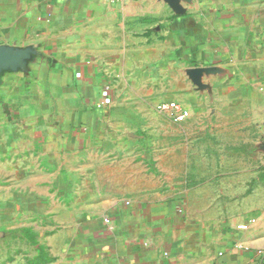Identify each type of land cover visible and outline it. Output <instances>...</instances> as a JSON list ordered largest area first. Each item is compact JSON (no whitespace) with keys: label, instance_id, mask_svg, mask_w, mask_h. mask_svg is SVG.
<instances>
[{"label":"crops","instance_id":"obj_1","mask_svg":"<svg viewBox=\"0 0 264 264\" xmlns=\"http://www.w3.org/2000/svg\"><path fill=\"white\" fill-rule=\"evenodd\" d=\"M0 264H264V0H0Z\"/></svg>","mask_w":264,"mask_h":264},{"label":"built area","instance_id":"obj_2","mask_svg":"<svg viewBox=\"0 0 264 264\" xmlns=\"http://www.w3.org/2000/svg\"><path fill=\"white\" fill-rule=\"evenodd\" d=\"M104 1L108 4H112L115 2H122L127 0H104ZM102 96L104 97V103H108L109 97H107V88L102 92ZM156 109L162 112L165 110L174 111L169 114L170 119L173 120L174 122H180L188 116V112L185 109L178 108L175 102L159 104L156 106Z\"/></svg>","mask_w":264,"mask_h":264}]
</instances>
